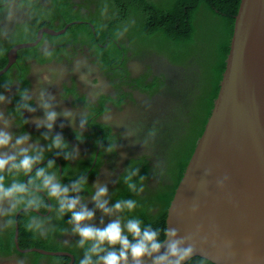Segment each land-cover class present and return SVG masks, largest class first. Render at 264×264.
Returning a JSON list of instances; mask_svg holds the SVG:
<instances>
[{
	"label": "flooded vegetation",
	"instance_id": "obj_1",
	"mask_svg": "<svg viewBox=\"0 0 264 264\" xmlns=\"http://www.w3.org/2000/svg\"><path fill=\"white\" fill-rule=\"evenodd\" d=\"M109 1L120 4L116 3L117 10L113 8L114 11H111L105 0H0V72L11 63L0 75V92L9 101L0 105V111L10 123L8 130L14 136L28 133V143L42 148L44 156L54 149L48 147L52 138L50 133L60 134L64 138L69 145L67 151L78 148L79 155L67 159L64 169L59 158L62 155L66 159L64 150L57 149L55 154L37 166L46 167L48 161L53 160L58 169L50 171H55L61 182L69 187L79 177H86V187L79 196L83 204L94 210L92 224L97 227L106 225L117 216L121 218V215L114 213L106 216L95 208L91 199L94 185L100 183L107 186L106 199L111 207L115 203L113 196L117 197V183L130 160L144 159L148 162L150 178L148 176L145 182L146 188H152L159 181L172 183L175 174L170 172V168H167L166 174L162 172L171 160L178 159V155L182 157L188 154L192 133L199 122L196 98L198 100L200 94H206L201 91L204 79L210 81L215 73L210 74V70L215 71L217 67L214 60L204 56L200 59L187 57L189 67L186 68L177 61L171 62L169 56L170 60L151 49L134 54L126 35L119 39L114 36L117 30L122 29L121 22L127 19L137 22L140 18L119 11L127 0ZM108 19H112L114 24L116 22L112 35L115 45L111 50L113 57L99 53L100 47L108 48L109 42L107 40L105 45L99 43L94 31L95 21L105 32ZM122 24L125 25V22ZM80 26L90 27L91 37ZM22 44L32 45L17 49ZM45 48L54 53L51 60L42 57ZM101 59H106V63ZM77 64L80 67L74 71ZM134 65H139V71L143 69V72L134 70ZM50 68L63 69L62 78L53 76L48 71ZM203 68L206 69L201 77ZM83 73H86V80L80 79ZM45 75L50 76L51 84L43 80ZM9 80L13 81L10 85ZM43 88L55 97L52 104L58 113L65 109L73 112L74 124H70L69 119L62 115L58 116L51 131L31 122L33 118H43V111L36 107L38 92ZM24 89L29 92L27 102L36 110H23L21 117L15 115V109L21 103L19 92ZM206 99L207 96L203 99L202 113ZM81 116L88 117V124L83 130V139L78 140L76 133ZM24 120L29 122L25 124ZM153 126L159 129L154 142L147 137L148 130ZM45 133L48 134L47 139ZM146 138L149 139L147 148L142 146ZM110 143L115 144V151L108 153L105 149ZM144 197L146 190L134 193L132 198L127 195L125 199H135L136 209L141 211L140 200ZM46 203L49 207L37 214L50 218L53 231L47 238L31 236V239L36 245L53 246L62 250L58 252L72 256H57L68 259L62 264H75V255L83 258L84 249L77 247L79 237L71 232L68 223L70 214L66 213L63 221L57 220L54 202L46 200ZM19 216L22 214L17 215V220ZM10 233L11 229L0 228V245L7 248L13 244L17 252L0 253V264H17L18 260L31 264L30 253L34 251L27 250L37 248H21L18 222L13 228L12 237ZM38 264L60 262L41 259Z\"/></svg>",
	"mask_w": 264,
	"mask_h": 264
},
{
	"label": "water",
	"instance_id": "obj_2",
	"mask_svg": "<svg viewBox=\"0 0 264 264\" xmlns=\"http://www.w3.org/2000/svg\"><path fill=\"white\" fill-rule=\"evenodd\" d=\"M233 18L218 91L168 206L165 230L176 228L193 246L190 259L264 264V0H240ZM204 168L212 175L205 178ZM225 174L230 181L221 191L215 180ZM27 251L72 258L64 252ZM142 264L152 259L143 258Z\"/></svg>",
	"mask_w": 264,
	"mask_h": 264
},
{
	"label": "clouds",
	"instance_id": "obj_3",
	"mask_svg": "<svg viewBox=\"0 0 264 264\" xmlns=\"http://www.w3.org/2000/svg\"><path fill=\"white\" fill-rule=\"evenodd\" d=\"M124 22L125 26L115 32L117 39L123 37L135 23L133 19ZM53 56L54 53L47 48L42 53V57L47 60H51ZM79 67L80 65L77 64L76 69L73 70L78 71ZM133 67L134 70L139 71V65ZM48 71L53 76L62 78L63 69L50 68ZM80 79L86 80V76L81 75ZM43 80L52 83L49 75H45ZM8 83L10 85L13 81L9 80ZM19 96L21 103L16 106L15 115L22 117L23 110L28 112L36 110L27 102L30 98L27 89L20 91ZM54 100L55 97L46 88L38 92L36 107L43 111V118H33L31 121L37 127H45L51 131L58 116L61 115L68 118L70 124L75 123L71 110L65 109L60 113L55 110L52 104ZM7 102L9 101L5 95L0 92V105ZM28 122V120L23 121L25 124ZM87 124L88 117L81 116L76 133L78 140L83 139L82 133ZM9 127V121L0 111V228H14L17 224V215L22 214L20 222L25 232L30 233L33 238H47L53 231V225L50 223V218L42 217L37 213L49 207L46 203L48 200L54 202L57 220H62L66 213L70 214L68 223L71 225V232L79 237L77 247L84 249L83 258L79 259L78 264H128L129 257L132 264H142L143 258H151L152 264H184V261L193 256V246L187 244L186 239L178 235L176 228L164 230L162 237L161 229L144 226L138 217L132 215L133 210L137 208L135 199H118L109 207L106 199L107 186L100 183L94 185L95 191L91 193L95 208L106 216L127 212L129 217L122 222L117 216L102 227L94 226L92 220L95 212L83 204L79 196L86 187V177H79L70 187L63 184L56 172L50 171L54 167V161L49 160L46 167L37 166L44 159V151L28 143L30 135L24 133L14 136L8 130ZM158 132V127L153 126L148 130L147 137L154 142ZM44 136L45 139L48 138L47 133ZM148 138L142 142L145 148L149 147ZM48 147L64 150L66 159H74L79 155L78 148L74 147L71 152L67 151L69 145L60 134L51 138ZM105 151L114 152L115 144L110 143ZM203 175L205 178L212 175V169L204 168ZM121 179L129 191L142 193L145 190V178L140 175L139 163L130 164ZM229 181L230 177L227 174L218 177L215 180L216 188L222 191ZM203 183L206 185V179ZM196 211L197 207L194 205L191 212L195 214ZM165 244V251L161 253L160 250ZM17 264H23V261L18 260Z\"/></svg>",
	"mask_w": 264,
	"mask_h": 264
},
{
	"label": "trees",
	"instance_id": "obj_4",
	"mask_svg": "<svg viewBox=\"0 0 264 264\" xmlns=\"http://www.w3.org/2000/svg\"><path fill=\"white\" fill-rule=\"evenodd\" d=\"M127 1L128 2H126L122 9H120L119 11L122 14H127L128 12V14L136 15L137 18H140V21L137 20V22H135L133 26L137 33H135V35L134 32L130 33L131 28L127 33H125L134 54H141V51L143 49H151L157 54H162L166 57L169 56L171 60L168 57L167 58L171 62L175 63L177 61L185 66L187 57L190 56L188 51H192L196 49V47L204 44L206 45L207 49L205 50V52H203V56L208 57V60H214L215 64L217 65L215 71L210 70V74L215 72L210 81L204 79V84L201 91H205L206 94H203V96L200 94L198 100L196 98V107L198 108L199 122L195 127L194 132L192 133L193 138L190 143L188 154L182 157L181 155H178V159L176 161L171 160V162L164 167V171L162 172L166 174L167 168H170V172L175 174V179L172 181V183L163 184V182L159 181L157 185L153 186L152 188H146L145 182L148 179V176L150 178V166L148 165V162L144 161V159H132L128 163V166L133 163H139L140 175L145 178L144 188L146 190V197L140 200L142 204V207L140 208L141 211L135 209L133 210L132 215L138 217L142 221L144 226H151L154 229H161V235L163 237L168 206L173 197L175 188L180 181L186 164L190 158V153L193 151L195 144L203 131V127L207 121V118L210 115L213 100L215 99L218 91V86L224 70L225 60L229 50L230 38L233 31V17L237 13L240 0ZM116 3L118 2L105 0V4H107L110 9L112 8L111 11H114V9L117 10L115 6ZM98 9H100L99 6ZM202 16H207L208 18L202 20ZM78 18L79 17L75 19ZM117 22L119 21L117 20ZM122 23L124 22H121L123 28L125 25ZM94 24V31L96 33L98 42L102 45H105L107 40L109 42L108 48L103 49L102 47H100L99 53H106V56L109 54L113 57L111 50L115 48V45L112 42V37L114 36L113 26L116 24V22L114 24V21L112 19H109L105 32L99 28V24L97 22L94 21ZM80 27L81 29L85 30L91 37L92 32L90 27ZM74 28L78 27L74 26ZM173 52L174 55H172ZM101 60L104 63H106L107 61L106 59ZM205 69L206 68L201 69V77L202 75H204ZM206 96L207 99L204 102L202 113L201 110L203 107V99ZM50 135L53 137L55 134L50 133ZM52 155L53 154L45 155L44 159H47ZM59 158L61 159L62 168L64 169L67 163V159H63L62 155H59ZM53 169L57 171L58 167L56 163L54 164ZM122 176L120 177V180L117 183V187L115 188V195H117V197L113 196V199L115 201L118 199H125L127 195H129L130 198L134 196V192L129 191L126 184L121 179ZM120 215L122 221L126 220L129 217V214L127 212L120 213ZM64 216H66V214ZM21 218L22 216H19L17 220L19 225V241L21 248L23 246L27 248H38L52 252L62 251L61 249L55 248L53 246L50 247L41 244H34L35 242L31 239L32 235L24 231L23 226L20 222ZM12 236L13 228L11 229L10 233V237ZM11 252H17L13 244L11 246H8L7 248L0 245V253L9 254ZM30 256H32L31 264H38L41 259L51 262L55 260V262H60V264L68 261L66 257L45 256L37 252L30 253ZM75 257V264H78L79 259L81 258H78L76 255ZM185 264L212 263L200 257H194L187 261Z\"/></svg>",
	"mask_w": 264,
	"mask_h": 264
},
{
	"label": "rangeland",
	"instance_id": "obj_5",
	"mask_svg": "<svg viewBox=\"0 0 264 264\" xmlns=\"http://www.w3.org/2000/svg\"><path fill=\"white\" fill-rule=\"evenodd\" d=\"M207 18H208L207 16H202L201 17L202 20L207 19ZM132 32H134V35H135V33H137L136 30L134 29V27H131L130 33H132ZM221 40H222V35H221ZM206 49H207L206 45L202 44V45L196 47V49H194L192 51H188V53H189V55L191 56L192 59H200V58H203V52H205ZM185 67L186 68L189 67L188 60H186ZM139 72H143V69H142V71L140 70ZM85 74L86 73H83L82 75H85ZM48 152H49V154H55L56 150L53 149L52 151H48ZM42 161H45V160L43 159Z\"/></svg>",
	"mask_w": 264,
	"mask_h": 264
},
{
	"label": "bare ground",
	"instance_id": "obj_6",
	"mask_svg": "<svg viewBox=\"0 0 264 264\" xmlns=\"http://www.w3.org/2000/svg\"><path fill=\"white\" fill-rule=\"evenodd\" d=\"M102 71V70H101ZM79 102V101H78Z\"/></svg>",
	"mask_w": 264,
	"mask_h": 264
}]
</instances>
